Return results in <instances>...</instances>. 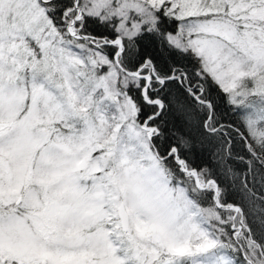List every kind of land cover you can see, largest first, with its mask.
Instances as JSON below:
<instances>
[{
    "label": "snow or ice",
    "instance_id": "obj_1",
    "mask_svg": "<svg viewBox=\"0 0 264 264\" xmlns=\"http://www.w3.org/2000/svg\"><path fill=\"white\" fill-rule=\"evenodd\" d=\"M0 264H264V0H0Z\"/></svg>",
    "mask_w": 264,
    "mask_h": 264
},
{
    "label": "trees",
    "instance_id": "obj_2",
    "mask_svg": "<svg viewBox=\"0 0 264 264\" xmlns=\"http://www.w3.org/2000/svg\"><path fill=\"white\" fill-rule=\"evenodd\" d=\"M213 95H214V96H216V93H215V92H213ZM216 99H217V103H218V104H219V103H221V102H220V100H219V97H216ZM220 112H221V113H223V112H224L223 105H221ZM229 118H230V117H229ZM237 147H239V145H237Z\"/></svg>",
    "mask_w": 264,
    "mask_h": 264
}]
</instances>
